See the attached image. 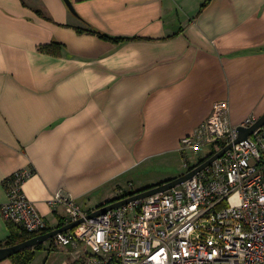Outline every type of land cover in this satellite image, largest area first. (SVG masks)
Instances as JSON below:
<instances>
[{"label":"crops","instance_id":"crops-1","mask_svg":"<svg viewBox=\"0 0 264 264\" xmlns=\"http://www.w3.org/2000/svg\"><path fill=\"white\" fill-rule=\"evenodd\" d=\"M71 1L76 14L64 0H0V243L20 232L1 212L19 171L31 173L23 193L55 230L64 209L52 211L54 195L91 213L134 191L125 178L152 157L184 155L182 139L215 103H228L234 125L264 115V0ZM86 24L136 39L79 34ZM52 43L59 56L40 50ZM40 252L46 264L89 254L51 241Z\"/></svg>","mask_w":264,"mask_h":264},{"label":"built area","instance_id":"built-area-1","mask_svg":"<svg viewBox=\"0 0 264 264\" xmlns=\"http://www.w3.org/2000/svg\"><path fill=\"white\" fill-rule=\"evenodd\" d=\"M228 111V103H215L208 120L182 139L181 151L213 147L209 159L232 147L177 188L92 218L70 196L54 195L50 206L54 213L64 209L65 226L83 222L54 236L52 246H83L89 251L84 264H264V127L236 144L238 128L258 119L234 125ZM186 168L193 170L188 162ZM30 175L19 171L6 181L9 200L1 212L36 237L49 226L23 193ZM126 193L119 191L120 200Z\"/></svg>","mask_w":264,"mask_h":264},{"label":"water","instance_id":"water-1","mask_svg":"<svg viewBox=\"0 0 264 264\" xmlns=\"http://www.w3.org/2000/svg\"><path fill=\"white\" fill-rule=\"evenodd\" d=\"M66 2V4L68 5L70 11L74 14L75 10L72 4L71 0H64ZM264 127V115L262 117H260L255 123L254 125H252L249 128H243V127H239L238 128V133H239V137L236 140V144L246 141L248 140L256 131L260 130L261 128ZM232 147V144L226 146L224 149H222L221 151H219L218 153H216L214 156H212L211 158H209L207 161H205L204 163H202L200 166H198L197 168L193 169L192 171L184 174L183 176L174 179L172 181H169L167 183H164L162 185L141 191L139 193H136L132 196H129L127 198L118 200L114 203H110L108 205H105L99 209H97L95 212H93L91 215H89V218L95 217V216H99V215H104L106 214L108 211L116 209V208H120L122 206H126L129 205L132 202L135 201H139V200H143L146 199L148 197L154 196L156 194H160V193H165L168 192L174 188H177L181 185H183L185 182H187L188 180L192 179L198 172L204 170L205 168H207L209 165H211L215 160L219 159L220 157H222L230 148ZM83 221H79L77 223H71L68 224L62 228L59 229H55L53 231H50L46 234L40 235V236H36L33 237L25 242H22L18 245L15 246H11V247H4V248H0V262L9 259L10 257H12L13 255H16L17 253H20L22 251L28 250V249H34L39 245H43L46 242L50 241L51 239L54 238V236L61 234V233H65L73 228H75L76 226H78L80 223H82Z\"/></svg>","mask_w":264,"mask_h":264},{"label":"rangeland","instance_id":"rangeland-1","mask_svg":"<svg viewBox=\"0 0 264 264\" xmlns=\"http://www.w3.org/2000/svg\"><path fill=\"white\" fill-rule=\"evenodd\" d=\"M212 152L213 147H205L201 149L199 154L192 151H188L184 155L181 153L167 152L162 155L152 157V160L125 178L126 180L123 181L122 184L127 186V180H132L135 184L133 190L138 191L142 188L158 184L171 176H182L189 171V168H186L187 162L190 167H193L197 165L199 161L207 158V156H209ZM48 242H46L45 245L48 244ZM40 251L41 250H39L37 254L38 256H35L32 264H46V260H41L43 253Z\"/></svg>","mask_w":264,"mask_h":264},{"label":"trees","instance_id":"trees-1","mask_svg":"<svg viewBox=\"0 0 264 264\" xmlns=\"http://www.w3.org/2000/svg\"><path fill=\"white\" fill-rule=\"evenodd\" d=\"M206 4H207V2L204 4V6H206ZM86 26H87L86 28H77L76 31L79 34H89V35L97 36V37H99L102 40L109 41V42H112L114 44H120V43H123V42H126V41H130V40L136 39V38H124V37H111L109 35H106V34L102 33L101 31H99L97 29L92 28L90 25L86 24ZM61 48H62V46L59 43H52V44H49V45L42 46L40 48V50L42 52L46 53V54L59 56ZM207 159L202 160L200 163H203V162L207 161ZM191 169H193V167H191ZM8 179L6 181H8ZM162 184H159V185H162ZM150 188H153V187L145 188V189L139 190V191L127 192L126 194H124V196L122 198H125V197H128V196H132V195H134L136 193H139L141 191H144V190H147V189H150ZM118 200H120V197H116V198L112 199L108 203L101 205L99 208H101V207H103L105 205H108L110 203H114V202H116ZM64 226H65V221L62 218L61 222H60V225L58 227L61 228V227H64ZM53 230H54L53 228L49 227L46 230L45 234L50 232V231H53ZM33 237H34L33 235L22 233V232H19V231H16V230H12V233H11L10 237L7 239V241L4 242V243H0V248L15 246V245H18V244H20L22 242H25V241L33 238ZM43 248H44V244L43 245H39V246H37L34 249H28V250L22 251L20 253H17L16 255H13L12 257H10L9 260H11L13 264H32V262L34 261V258L36 256V252L39 251V250H42ZM49 249L52 250L51 248H49Z\"/></svg>","mask_w":264,"mask_h":264}]
</instances>
